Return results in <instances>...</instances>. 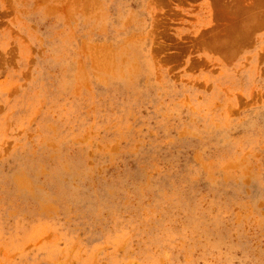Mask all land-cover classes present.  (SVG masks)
I'll return each mask as SVG.
<instances>
[{
  "label": "rangeland",
  "instance_id": "rangeland-1",
  "mask_svg": "<svg viewBox=\"0 0 264 264\" xmlns=\"http://www.w3.org/2000/svg\"><path fill=\"white\" fill-rule=\"evenodd\" d=\"M0 264H264V0H0Z\"/></svg>",
  "mask_w": 264,
  "mask_h": 264
},
{
  "label": "bare ground",
  "instance_id": "bare-ground-1",
  "mask_svg": "<svg viewBox=\"0 0 264 264\" xmlns=\"http://www.w3.org/2000/svg\"><path fill=\"white\" fill-rule=\"evenodd\" d=\"M245 3V2H244ZM258 8V7H257ZM93 9V8H92ZM230 9V8H229ZM261 9V8H260ZM262 11V10H261ZM259 12H260V10H259ZM252 13H254V12H252ZM251 14V13H250ZM258 15V14H257ZM245 16V15H244ZM247 16V15H246ZM252 16V15H251ZM250 16V17H251ZM248 17H249V15H248ZM254 17H256V16H254ZM247 20V19H246ZM252 20V19H251ZM256 20V19H255ZM259 20V19H258ZM243 23H244V21H242ZM231 23V22H230ZM253 24V23H252ZM249 25V24H248ZM228 26V25H227ZM241 27V26H240ZM222 28V27H221ZM216 30V29H215ZM241 30V29H240ZM250 30V29H249ZM249 32V31H248ZM255 32V31H254ZM222 33V32H221ZM239 33V32H238ZM218 34V33H217ZM215 49V48H214ZM221 50V49H220ZM218 51V50H217ZM98 53V52H97ZM104 54V53H103ZM108 54V53H107ZM109 56H110V54H109ZM93 57H94V55H93ZM111 58V57H110ZM107 59V58H106ZM227 59V58H226ZM102 64V63H101ZM103 65V64H102ZM99 66V65H98ZM95 67V66H94Z\"/></svg>",
  "mask_w": 264,
  "mask_h": 264
}]
</instances>
